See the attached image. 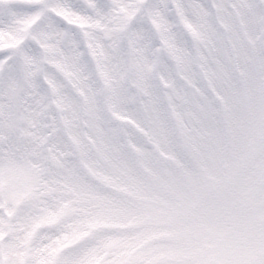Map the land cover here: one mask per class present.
<instances>
[{"label": "snow or ice", "instance_id": "6c2138e0", "mask_svg": "<svg viewBox=\"0 0 264 264\" xmlns=\"http://www.w3.org/2000/svg\"><path fill=\"white\" fill-rule=\"evenodd\" d=\"M0 264H264V0H0Z\"/></svg>", "mask_w": 264, "mask_h": 264}]
</instances>
